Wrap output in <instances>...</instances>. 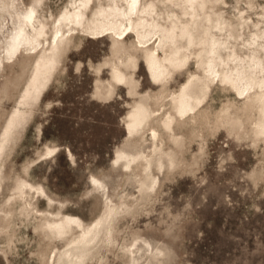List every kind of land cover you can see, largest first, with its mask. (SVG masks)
Wrapping results in <instances>:
<instances>
[{
  "label": "rangeland",
  "instance_id": "1",
  "mask_svg": "<svg viewBox=\"0 0 264 264\" xmlns=\"http://www.w3.org/2000/svg\"><path fill=\"white\" fill-rule=\"evenodd\" d=\"M36 1L0 0V59L6 63L4 69L0 64V264H53L67 244L45 237L41 214L53 213L60 222L74 216L87 227L110 203L128 204L130 211L86 264H264V135L255 133L260 110L206 72L211 39L224 43V58L251 53L264 59V0H206L204 10H192L186 0H143L156 4L153 15L163 26L175 22L190 30L191 37L178 38L189 66L174 72L167 89L152 82L133 32L125 41L127 35L115 36L116 44L113 34L89 39L67 32L52 51L54 28L76 0ZM108 1L97 0L90 17ZM35 3L47 25L45 47L37 54L23 50L11 61L5 49ZM205 17L213 24L219 19L222 30ZM215 60L221 74L229 70ZM116 67L136 84L134 92L113 78ZM191 74L199 78L194 95L203 81L210 86L205 106L184 122L168 105L179 124L169 132L155 123L165 148L155 155L150 131L130 133L129 114L141 102L162 110ZM121 152H142L152 158L151 168L144 170L145 161L125 167L117 160ZM93 177L105 189L97 190ZM145 180L156 181L149 197L140 192ZM24 182L45 193L22 196ZM148 243L160 250L158 258L132 251Z\"/></svg>",
  "mask_w": 264,
  "mask_h": 264
},
{
  "label": "bare ground",
  "instance_id": "2",
  "mask_svg": "<svg viewBox=\"0 0 264 264\" xmlns=\"http://www.w3.org/2000/svg\"><path fill=\"white\" fill-rule=\"evenodd\" d=\"M169 1L171 3L173 0H168V2ZM41 2L42 0L36 1L37 4H41ZM161 2L162 1H160V3ZM36 3L27 8L23 19L16 29V32L13 33L5 49L11 61L14 60L16 56L17 58L14 61L18 60L23 54V50L37 54L45 47L44 40L46 39L43 37L47 34V25L39 20ZM96 3L97 0H76L75 3L73 2L72 8L62 15L61 19H59V23L54 28L55 31L49 42L51 50L55 51L58 49L60 43L66 37L67 32L72 34L73 31H81L87 34L89 39H95V36L113 34L114 44L120 41L115 39V36L121 39L129 32H133L137 35L140 48L145 54L146 67L152 82L155 86H163L162 88L165 89L170 88L172 85L171 82L175 80L174 72L178 68H187V66H189L190 55L183 50L185 47L184 45L178 44L179 36L191 37L188 25L179 26L177 23L172 22L169 27L163 26L157 20V16L155 17L153 15L156 10V4L151 1L144 5L143 0H110L107 6L99 5L101 8L98 7V12H95L93 17H90ZM178 3L180 4L179 1ZM186 3H188V6L192 8V10L196 8L204 10L206 7V0H186ZM186 13L188 15L192 14V12ZM205 19L207 22L211 23L212 29H216V31L222 30V24L219 19L215 20L217 22L216 24H213V21L208 17H205ZM66 26L68 27L67 30L64 29ZM177 30H179V32ZM213 35L215 36V34ZM130 36L131 35H127L123 41L127 40ZM258 37H260V35H257L256 38ZM218 41L211 39L208 45L207 53L212 54V59H209L207 62L206 72L209 76H214L213 79L216 78L218 81H223L225 84L227 83V85L237 92L241 100L247 99L258 106L260 110L258 115H260V118L256 123L255 133L257 135H264V59L254 54V56H251V53L250 57L247 58L245 57L246 55L242 57L237 54L233 56L228 54L227 57L224 58L223 53L227 52V48L224 47L223 42ZM193 43L194 41L192 39L188 42V44ZM254 43H256V40ZM260 46L258 48H260ZM261 47V50L264 52V45ZM255 50L256 49H254V51ZM167 52H169V54ZM215 59H219L220 64L225 65L224 70L226 66L229 65V70L221 74L220 70L217 69ZM0 64L3 69L6 67V63L2 59H0ZM233 64L235 65L234 67L231 66ZM113 78L119 83L129 85V90L131 92L136 90V84L132 79L127 78L120 67L114 69ZM198 79H196L194 74H191V76L181 84L177 91L171 92L170 99L162 103V110L159 109L158 112L152 110L146 102H141L130 112L129 120L127 121L130 133L150 131V140L155 155L161 156L165 152V148L158 143L160 132L155 126V123L161 122L164 128L169 132H173L174 126L179 124L176 115L170 108H167L168 105L171 107L175 106L177 114L182 117L184 122L189 121L191 113L196 115L205 106L204 102L207 98L210 86L206 81H203L201 88L199 87V94L194 95L191 88L197 84L196 82ZM53 152V150L50 151V153ZM167 154L169 157L171 156L170 153ZM117 160L124 161V166L127 168H131L132 164L137 161H145L144 170H149L152 165V158H148L142 152L138 154L121 152ZM148 176H150L149 173ZM92 179L97 190L100 191V189H105L104 184L99 179L95 177ZM155 185L156 181L149 182L145 180L140 189L142 197L151 196L150 193L155 189ZM32 190H41L42 194L45 193L42 189L24 182L20 188V194L27 197ZM28 203L32 206V203ZM129 211L130 206L128 204L113 205L110 203L104 214L87 227H84L82 222L74 216L68 215L66 221L60 222V220L57 219V215L53 213L45 215L42 213L41 215L44 222L41 225V229L45 237L50 240L60 238L66 240L67 244L66 250L64 249L55 253L52 261L53 264L57 262H59L58 264H86L87 259L94 258L102 247L107 246L111 237L114 236L113 233L115 232L116 222L119 217ZM37 212L41 211L37 210ZM76 228L80 230L78 234L74 233ZM113 238L115 239V237ZM132 251H143L140 258L148 256L150 258L153 257V259L158 258L161 253L159 249H155L149 243L147 244V248L137 247Z\"/></svg>",
  "mask_w": 264,
  "mask_h": 264
}]
</instances>
